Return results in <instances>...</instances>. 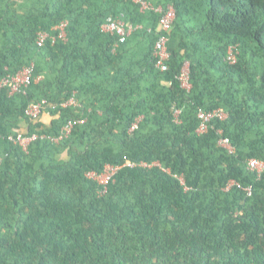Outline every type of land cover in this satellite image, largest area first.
Instances as JSON below:
<instances>
[{"label": "trees", "instance_id": "trees-1", "mask_svg": "<svg viewBox=\"0 0 264 264\" xmlns=\"http://www.w3.org/2000/svg\"><path fill=\"white\" fill-rule=\"evenodd\" d=\"M32 64L0 87V264H264V0H0V84ZM42 100L50 124L26 115ZM200 112L223 118L201 134ZM72 121L60 144L10 140ZM127 160L100 196L88 173Z\"/></svg>", "mask_w": 264, "mask_h": 264}, {"label": "built area", "instance_id": "built-area-1", "mask_svg": "<svg viewBox=\"0 0 264 264\" xmlns=\"http://www.w3.org/2000/svg\"><path fill=\"white\" fill-rule=\"evenodd\" d=\"M138 2H142V0H138ZM144 4V3H143ZM144 7L146 9H148V5L144 4ZM162 11V10H160ZM175 21V12L174 10L170 9V11L168 13L165 14L164 18L161 20V24H160V28L159 30L161 32H164L165 34H163V36L160 38V40L158 41L157 44V49H158V54L161 56L162 60L160 61V65L162 67L163 70H166V66L164 64V62L168 59L169 57V53H168V49H167V43H168V37L166 35V33H168L171 30L172 25L174 24ZM67 27H68V23L64 22L61 25H59L55 30L59 32V34L54 37L52 39V44H56L58 41H66L68 34H67ZM103 30L106 33H115L117 32L118 34H120L121 36H126V25L123 21L117 22V23H109L107 25L103 26ZM129 33L131 34V29L129 31ZM50 35L45 33L41 36V38L38 41V44L40 47H43L45 45V42L47 39H49ZM125 38L122 39V41H124ZM230 60L234 61V54L232 49L230 50ZM34 73H35V65L32 64L31 66H28L26 68H24L19 74H17L15 77H8L6 78L1 84L0 87H9L10 88V95H14L18 92L23 91L24 89L28 88L32 82L34 81ZM188 72L186 74L185 77H182L183 79V86L187 89H190V85H189V76H188ZM37 81V80H36ZM48 102L46 100H42L40 103L37 104H32L27 112L26 115L32 119V120H40V118L42 117V115L44 114L46 108H47ZM78 105V101L76 100L75 97L71 98L69 101H67L66 103L62 104V108H68L71 106H77ZM180 115V112L177 111L176 112V121H178V117ZM220 116L221 118L222 115L217 114V113H212V114H206L204 112H200L199 113V119L201 120V126L198 130L199 133L203 134V133H207L209 131V123L211 122L212 119H214L215 117ZM84 121H72L69 122L61 131V134L57 137L55 136H51V135H38V134H34L31 135L29 137L24 136L22 133H20L18 136L16 137H11L10 140L12 142H14L15 144L19 145L20 147L23 148L24 151H28L29 146L39 140L42 141H50L53 144H60L62 141H64L65 139H68L72 132L73 129L75 128V126L77 124H83ZM138 128V123H136L131 132L135 131ZM221 144L223 145V147L229 149L230 151L233 152V149L231 147V144L228 140H223L221 141ZM138 165L133 163L132 161L127 160L124 165H107L105 167V169L103 170V172L101 173H97V172H90L88 173L87 177L90 180H93L95 182L98 183L100 190H99V195L100 196H105L108 191H109V187L110 185H112L113 183H115L116 181V177L119 174V172L121 171V169L123 168H130V169H134L136 168ZM140 167L143 168H148L151 167L149 164L147 163H141L139 165ZM264 169V164L261 163L258 160L252 159L249 161V170L256 172L258 175H260L263 172ZM236 185L235 183L230 184L229 188L231 186ZM240 188H242L240 185H238ZM245 190V192L248 194V196L252 195V187H247V188H243Z\"/></svg>", "mask_w": 264, "mask_h": 264}, {"label": "crops", "instance_id": "crops-1", "mask_svg": "<svg viewBox=\"0 0 264 264\" xmlns=\"http://www.w3.org/2000/svg\"><path fill=\"white\" fill-rule=\"evenodd\" d=\"M42 121L45 123V124H50L52 122V118L49 114H45L43 117H42Z\"/></svg>", "mask_w": 264, "mask_h": 264}, {"label": "rangeland", "instance_id": "rangeland-1", "mask_svg": "<svg viewBox=\"0 0 264 264\" xmlns=\"http://www.w3.org/2000/svg\"><path fill=\"white\" fill-rule=\"evenodd\" d=\"M185 71H187V72H188V67H186V68H185Z\"/></svg>", "mask_w": 264, "mask_h": 264}]
</instances>
